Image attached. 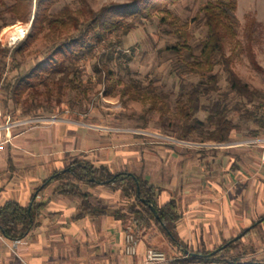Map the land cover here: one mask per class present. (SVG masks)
Segmentation results:
<instances>
[{
	"label": "trees",
	"instance_id": "1",
	"mask_svg": "<svg viewBox=\"0 0 264 264\" xmlns=\"http://www.w3.org/2000/svg\"><path fill=\"white\" fill-rule=\"evenodd\" d=\"M63 1L0 0V31L15 22L30 23L24 38L13 48L2 47L0 44V69L5 67L7 58L14 60L17 55L25 54L35 42L44 41L47 44L42 60L27 73L16 75L11 81L2 83L9 99L15 105H22L23 114L29 115L44 107L42 102H46V110H50L51 103H59L65 90L77 91L81 86L80 92L84 95L89 89L102 85L105 97L117 92L121 98L128 97L142 104L148 102L150 111L167 114L168 94L158 93L150 82L142 87L139 81L130 80L125 83L115 78L114 71L102 58L104 55H117V58L125 59L126 55L116 52L115 47H121L123 38L141 25L142 20L150 19L153 12L162 14L160 22L176 26L178 19L171 14L169 7L180 0H129L125 4L110 3L98 10L91 7V0L62 3ZM59 4L61 6L56 9ZM235 11L236 0H212L199 9L196 19L201 20L205 33L198 55H191L185 62L186 72L194 81L188 85L180 84L175 111L184 125L178 140L187 141L192 133L202 131L205 133L201 135V142L231 143V136L243 129L229 118L231 112L243 119L245 124L255 126L250 132L253 138L264 131V95L251 90L240 81L232 69L233 55H226L227 45L239 44L236 40ZM175 33L184 39L181 46L188 49L185 42L189 35L185 32ZM100 49H104L105 54L100 53ZM165 50L180 54V48L176 46L166 47ZM87 65L91 72L86 78V84H83L82 77ZM222 79L228 91H222ZM116 86L121 88L117 89ZM230 93L238 100L229 108L227 100ZM211 96H216V99L210 101L209 105L201 103L202 99ZM200 111L207 113L203 123L195 117ZM51 176L53 177L50 178ZM51 176L43 180L41 186L34 191L29 207L23 208L13 201L0 206V235L4 239L19 241L30 233L46 205L41 196L47 187L53 185L54 194L78 203L77 218L111 213L115 218L129 222L126 232L143 239L155 229L156 234L163 237H160L162 240H166L185 258L184 262H178L180 264H213L225 260L222 255L229 250L230 244L225 248L220 246L216 254L195 252L184 244L177 233L180 219L178 200L171 197L166 203L159 205V188L140 176L111 172L106 166H94L79 158L72 159L64 169L53 172ZM82 185L120 192L126 201L125 211L109 212L100 202L92 203L89 195L82 192ZM146 203L153 205L159 220ZM262 221L264 216L257 223ZM251 229H255V226L246 227L236 242ZM144 242L148 249L153 248L147 239ZM182 249L190 254H183Z\"/></svg>",
	"mask_w": 264,
	"mask_h": 264
},
{
	"label": "crops",
	"instance_id": "2",
	"mask_svg": "<svg viewBox=\"0 0 264 264\" xmlns=\"http://www.w3.org/2000/svg\"><path fill=\"white\" fill-rule=\"evenodd\" d=\"M111 141L85 127L63 124L12 135L0 149V206L13 201L29 207L43 180L79 158L94 166H106L111 172L142 177L159 188V205L175 197L180 213L178 236L199 252H210L236 240L246 227L264 216L260 160L249 173L241 167L232 172L223 168L224 154L206 158L209 166L205 168L189 161L195 155L183 148L151 147L133 139L121 145ZM250 160L258 162L254 157ZM53 187L42 194L45 208L26 237L14 243L0 236V264H142L148 251L144 240H138L136 254L125 251L126 220L111 213L77 218L78 203L54 194ZM81 190L92 203L100 202L109 212L125 211L126 201L120 192L86 185ZM262 224L264 221L258 226ZM252 230L242 239L254 233Z\"/></svg>",
	"mask_w": 264,
	"mask_h": 264
},
{
	"label": "rangeland",
	"instance_id": "3",
	"mask_svg": "<svg viewBox=\"0 0 264 264\" xmlns=\"http://www.w3.org/2000/svg\"><path fill=\"white\" fill-rule=\"evenodd\" d=\"M208 1L212 0H180L170 6L171 14L178 19L176 26L169 22H160L162 14L153 12L150 19L142 20L141 25L123 38L121 47H115L116 52L126 55L125 59L117 58V55L112 57L104 55L102 58L114 71L115 78H119L125 83L136 80L142 84V87L150 82L158 93L168 94L169 112L167 114L161 115L157 111H150L148 102L142 104L139 101H132L128 97L121 98L117 92H114L113 96L105 97L103 95L104 87L98 85L91 90L89 89L84 95L80 92L81 86L77 91L65 90L59 103H51L50 110H46V102H42L44 107L29 115H24L22 105H15L9 99V94L4 91L2 83L11 81L16 75L27 73L31 67L42 60L44 52L47 50V44L44 41H37L25 54L17 55L14 60L7 58L5 67L0 69V141L6 143V140H9L12 135H20L24 131L35 127L63 124L85 127L94 134H102L112 141L115 140V144L121 145L124 144V140L133 139L147 143L151 147H175L164 144L148 135L156 134L178 139V135L182 132L181 127L184 122L176 113L175 104L180 91V84L188 85L189 82L194 81L192 76L186 72L185 62L191 58V55H198L199 53L200 43L204 38L205 31L201 20L196 19V16L201 6ZM65 2H70V0H64L62 3ZM128 2L129 0H91L90 3L94 10H98L110 3L125 4ZM61 4L57 5L56 9ZM234 16L237 21L236 40L239 44L227 45L226 55H233L232 69L240 81L245 83L251 90L264 95V0H236ZM14 25H21L25 30V34L30 27V23L24 24L22 22H15L11 26L4 27L0 31V44L2 47L13 48L24 38L25 34L18 41H10L16 30H9V28ZM4 31L7 34L2 36ZM177 31L189 35L185 42L188 49L181 46L184 39L178 37L175 33ZM173 46L180 48L179 55L165 50L166 47ZM100 50V53L105 54L104 49ZM90 72V67L87 65L84 71L85 74L82 77L83 84H86V78ZM92 82L94 83L93 78ZM220 86L222 91H228L223 79L220 81ZM116 88L120 89L121 86H116ZM228 98L227 106L230 108L238 99L233 93H230ZM215 99L216 96H211L202 99L201 103L206 106ZM206 115L205 111H200L195 117L197 121L203 123ZM52 117H56L58 122H48ZM229 118L243 128L239 133L231 136L232 142L226 148L232 149L219 148L211 142H201V135L205 133L202 131L192 133L187 142L214 145L215 149L207 147L201 149L175 148L192 151L195 156L189 161L205 168L209 166L206 158L211 160V158L224 156L223 168L226 170L229 167L232 172H236L241 167L242 170L249 173V171L256 169L254 165H258L259 160L264 170V131H260L257 138H253L250 132L255 126L249 123L245 124L243 119L232 112L229 113ZM38 119L43 121L29 125H19L24 121ZM252 141L257 142L251 144ZM5 146L4 150L8 149V146ZM236 147L242 150L237 152L235 151L237 149H234ZM252 157L258 162H252L250 160ZM160 158L161 160L164 159ZM261 182L264 184V179ZM257 221L258 219L250 224L255 226V230L254 233L246 237L247 239L241 238L239 242H236L237 239L230 240V242L222 244L221 248H225L226 245L230 244L229 250L222 255L225 260L213 264H264V224L258 226L260 222L257 223ZM127 234H131L134 240L147 239L153 246L152 249L148 250L164 255L163 262L153 261L149 264H180L178 262H184L185 260L179 251L166 240H162V236L156 234L155 229L147 233L144 239L130 232H127ZM184 244L191 247L193 251H198L195 246ZM219 247L210 250L211 254L220 249ZM187 264L200 263L190 262Z\"/></svg>",
	"mask_w": 264,
	"mask_h": 264
},
{
	"label": "built area",
	"instance_id": "4",
	"mask_svg": "<svg viewBox=\"0 0 264 264\" xmlns=\"http://www.w3.org/2000/svg\"><path fill=\"white\" fill-rule=\"evenodd\" d=\"M43 121L42 119L38 120H29V121H24L22 123H19V125H29L33 124L35 122H40ZM48 122L54 123L58 122V119L56 117H52L48 120ZM1 133V129H0ZM149 137H152L154 139H157L161 141L164 144L172 145L175 147H185L188 149H201V148H210V149H215V146L217 145L219 148H226L228 144H214V145H209L205 143H192V142H187V141H182L178 140L169 136H160V135H148ZM257 141H252L251 144H255ZM4 142L0 141V149H2V145ZM217 148V147H216ZM1 236V235H0ZM2 237V236H1ZM14 243H17V241H14ZM137 244L138 240H134L133 236L131 234H126V248L125 251L127 254H136L137 250ZM157 261V262H163L164 261V255L162 253H157L155 251L148 250L145 254V257L142 261V264H149L150 262Z\"/></svg>",
	"mask_w": 264,
	"mask_h": 264
},
{
	"label": "bare ground",
	"instance_id": "5",
	"mask_svg": "<svg viewBox=\"0 0 264 264\" xmlns=\"http://www.w3.org/2000/svg\"><path fill=\"white\" fill-rule=\"evenodd\" d=\"M10 29H15L16 30V33L13 34L11 39H10L11 42H15V41L20 40L25 34V30L21 27V25H14L13 27L9 28V30ZM5 31L2 33V36L7 34Z\"/></svg>",
	"mask_w": 264,
	"mask_h": 264
},
{
	"label": "water",
	"instance_id": "6",
	"mask_svg": "<svg viewBox=\"0 0 264 264\" xmlns=\"http://www.w3.org/2000/svg\"><path fill=\"white\" fill-rule=\"evenodd\" d=\"M127 175L132 176V174H130V173H127ZM52 177H53V176H51L50 178H52ZM142 202H143V201H142ZM146 204L148 205L149 209L151 210V212L153 213V215L155 216V218H156L157 220H159V218H158V216H157V214H156V211H155L153 205L150 204V203H146ZM223 247H225V246H223ZM218 250H219V249H218ZM218 250H215L214 252H212V254H215ZM182 252H183V254H185V255H189V254H190V253H189L187 250H185V249H182ZM191 256H195V254H191Z\"/></svg>",
	"mask_w": 264,
	"mask_h": 264
}]
</instances>
